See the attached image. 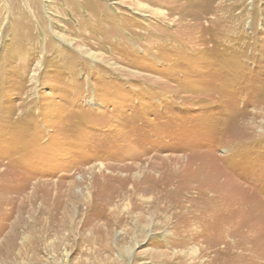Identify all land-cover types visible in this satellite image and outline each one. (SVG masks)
I'll return each mask as SVG.
<instances>
[{
    "label": "rangeland",
    "instance_id": "1",
    "mask_svg": "<svg viewBox=\"0 0 264 264\" xmlns=\"http://www.w3.org/2000/svg\"><path fill=\"white\" fill-rule=\"evenodd\" d=\"M106 263L264 264V0H0V264Z\"/></svg>",
    "mask_w": 264,
    "mask_h": 264
},
{
    "label": "bare ground",
    "instance_id": "2",
    "mask_svg": "<svg viewBox=\"0 0 264 264\" xmlns=\"http://www.w3.org/2000/svg\"><path fill=\"white\" fill-rule=\"evenodd\" d=\"M155 163V162H154ZM95 169V168H94ZM90 170H91V168H90ZM154 171V170H153ZM94 172V171H93ZM92 172V173H93ZM152 172V171H151ZM133 181V180H132ZM144 189V188H143ZM148 189V188H147ZM141 190V189H140ZM146 190V189H145ZM142 191V190H141ZM148 191V190H147ZM165 191V190H164ZM214 192V191H213ZM216 192V191H215ZM160 193V192H159ZM186 193V192H185ZM135 195H136V197H138L137 195H139V193L138 192H135L134 193ZM156 194V193H155ZM161 194V193H160ZM162 194H165V192L164 193H162ZM208 195V194H207ZM216 196V195H215ZM64 197V196H63ZM123 197H125V196H123ZM135 197V198H136ZM159 197V196H158ZM214 197V196H213ZM162 198V197H161ZM206 198H208V197H206ZM216 198V197H215ZM117 199H118V197H117ZM121 199H123L122 197H121ZM138 199H142L143 201L144 200H147L148 198H147V193H142V195H139V198ZM150 199V198H149ZM148 199V200H149ZM156 199V198H155ZM158 199V198H157ZM183 199V198H182ZM202 199V198H201ZM217 199V198H216ZM221 199V198H220ZM115 200V199H114ZM154 200V199H153ZM159 200V199H158ZM212 200V199H211ZM157 201V200H156ZM161 201V200H160ZM200 201V200H199ZM114 202H116V201H114ZM129 202V201H128ZM150 202V201H149ZM153 202V201H152ZM154 202H155V200H154ZM207 202V201H206ZM232 202V201H231ZM151 203V202H150ZM175 203V202H174ZM201 203V202H200ZM203 203V202H202ZM204 203H205V201H204ZM207 203H209V202H207ZM220 203V202H219ZM230 203V202H229ZM141 205H142V203H140ZM140 204H136V206H139V207H142ZM231 204H234V203H231ZM230 204V205H231ZM116 205V204H115ZM115 205H114V207H115ZM164 205H166V204H164ZM221 205V204H220ZM74 206V205H73ZM129 206H130V204H129ZM190 206V205H189ZM205 206V205H204ZM128 207V206H127ZM137 208V210L138 209H140V208ZM197 208H199L198 206H196ZM109 208V207H108ZM111 209V208H110ZM130 208H128V210H129ZM203 209V208H202ZM217 209V208H216ZM227 209V208H226ZM120 210H122V209H120ZM124 210V209H123ZM159 210H160V208H159ZM139 211V210H138ZM143 210H141V212H142ZM153 211V210H152ZM217 211H218V209H217ZM83 212V211H82ZM84 212H85V210H84ZM129 213H128V215L127 216H130V215H132L133 214V212H134V210H129L128 211ZM139 213V217H140V215H143V216H146L147 214L144 212H142V213ZM205 212V211H204ZM216 212V211H215ZM147 213H149L148 215H147V217H152L151 216V209L149 208V210H147ZM200 213V212H199ZM202 213V212H201ZM207 213V212H206ZM80 214V213H79ZM81 214H83V213H81ZM85 214V213H84ZM115 214V213H114ZM119 214V213H118ZM121 214V213H120ZM164 214V213H163ZM72 215H73V213H72ZM206 215V214H205ZM78 216V215H77ZM84 216V215H83ZM115 216H116V214H115ZM164 216V215H163ZM201 216H203V215H201ZM209 216H212V215H209ZM69 217V216H68ZM76 217V216H75ZM80 217V216H79ZM123 217V216H122ZM183 217V216H182ZM185 217H186V215H185ZM203 217H205V216H203ZM206 217H208V215L206 216ZM125 218V217H124ZM138 218V217H137ZM227 218V217H226ZM69 219V218H68ZM67 219V220H68ZM81 219V218H80ZM132 219H134V218H132ZM152 219H153V217H152ZM158 219V218H157ZM166 219V218H165ZM228 219V218H227ZM76 220V219H75ZM140 221H139V224H144L145 222H149L148 220H145V222H143L141 219H139ZM173 220V219H172ZM171 220V221H172ZM206 220V219H205ZM207 220H208V218H207ZM210 220V219H209ZM218 220V219H217ZM80 221V220H79ZM78 221V222H79ZM134 221V220H133ZM137 221V220H136ZM214 221V220H213ZM226 221V220H225ZM229 221V220H228ZM66 222V221H65ZM69 222V221H68ZM81 222H82V220H81ZM240 222V221H239ZM71 223V222H70ZM215 223V222H214ZM76 224V223H75ZM132 224V223H131ZM149 224V223H148ZM68 225H69V223H68ZM213 225V224H212ZM233 225V224H232ZM91 226V225H90ZM106 226V225H105ZM115 226V225H114ZM130 225H128V227H129ZM136 226V225H135ZM209 226V225H208ZM65 227V226H64ZM75 227V226H74ZM89 227V226H88ZM221 227V226H220ZM85 228V227H84ZM106 228V227H105ZM104 228V229H105ZM115 228V227H114ZM113 228V229H114ZM147 228V227H146ZM164 228V227H163ZM204 228V227H203ZM58 229H60V228H58ZM70 229V228H69ZM78 229V228H77ZM123 229H125V228H123ZM60 231V230H59ZM64 231V230H63ZM70 231V230H69ZM107 231V230H106ZM108 231H109V229H108ZM144 231V230H143ZM220 231V230H219ZM61 232V231H60ZM72 232V231H71ZM81 232V231H80ZM113 232V231H112ZM116 232V231H115ZM215 232V231H214ZM108 233V232H107ZM144 233V232H143ZM205 233V232H204ZM217 233H219V232H217ZM233 233V232H232ZM237 233V232H236ZM105 234V233H104ZM171 234V233H170ZM212 234V233H211ZM65 235V234H64ZM107 235H109V234H107ZM233 235V234H232ZM234 235H236L237 236V234H234ZM106 236V235H105ZM107 237V236H106ZM176 237V236H175ZM66 238V237H65ZM126 238V237H125ZM146 238V237H145ZM180 238V237H179ZM220 238V237H219ZM185 239V238H184ZM100 240H101V238H100ZM122 240V239H121ZM163 240V239H162ZM186 240H188V239H186ZM158 241V240H157ZM160 241V240H159ZM178 241V240H177ZM217 241V240H216ZM220 241V240H219ZM232 241V240H231ZM128 242V241H127ZM133 242H135V241H132V243ZM139 242V241H138ZM85 243V242H84ZM104 244H105V242H104ZM123 244V243H122ZM125 244V243H124ZM140 244V243H139ZM234 244V243H233ZM95 245V244H94ZM138 245V244H137ZM232 245V244H231ZM230 245V246H231ZM130 246H131V244H130ZM156 246V245H155ZM167 246V245H166ZM234 246V245H233ZM237 246V245H236ZM127 248H130V247H127ZM133 248V247H132ZM180 248V247H179ZM150 249V248H149ZM183 249V248H182ZM93 250V249H92ZM121 250V249H120ZM148 250V249H147ZM115 251V250H114ZM122 251V250H121ZM148 251H150V250H148ZM222 251V250H221ZM112 252V251H111ZM127 253V252H126ZM177 253V252H176ZM179 253H181V252H179ZM123 254V253H122ZM183 254V253H182ZM143 255V254H142ZM179 255V254H178ZM98 256H99V254H98ZM150 255H147V257H149ZM168 256V255H167ZM173 256V255H172ZM175 256V255H174ZM183 256V255H182ZM164 257V256H163ZM170 257V256H169ZM176 257V256H175ZM114 258V257H113ZM124 258V257H123ZM135 258V257H134ZM165 258H167V257H165ZM147 259V258H146ZM99 260H100V258H99ZM137 260V259H136ZM203 260V259H202ZM102 261H105L104 259H101V262ZM151 261V260H150ZM173 261V260H172ZM175 261V260H174ZM249 262V261H248ZM175 263V262H174ZM107 264V263H106ZM149 264V263H148Z\"/></svg>",
    "mask_w": 264,
    "mask_h": 264
}]
</instances>
